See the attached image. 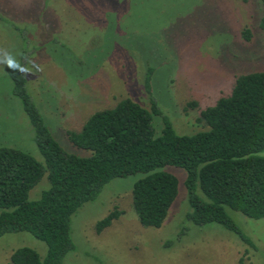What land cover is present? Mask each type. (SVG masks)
<instances>
[{
	"label": "rangeland",
	"instance_id": "374dc122",
	"mask_svg": "<svg viewBox=\"0 0 264 264\" xmlns=\"http://www.w3.org/2000/svg\"><path fill=\"white\" fill-rule=\"evenodd\" d=\"M263 10L262 0H0V50L25 65L28 91L61 146L88 156L67 131L127 97L151 110L157 136L163 116L179 134L208 129L197 120L201 111L230 95L238 76L264 72ZM9 69L0 64V147L45 163ZM191 101L198 105L187 107ZM164 170L178 177L179 194L160 228L143 226L133 207V186L145 174L115 178L72 216L76 248L64 264H264V218L229 210L254 246L220 224L196 225L187 219L186 170ZM49 188L46 172L30 199ZM115 207L123 214L97 233ZM25 246L47 256L46 242L12 232L0 237V264H13L12 253Z\"/></svg>",
	"mask_w": 264,
	"mask_h": 264
},
{
	"label": "trees",
	"instance_id": "16d2710c",
	"mask_svg": "<svg viewBox=\"0 0 264 264\" xmlns=\"http://www.w3.org/2000/svg\"><path fill=\"white\" fill-rule=\"evenodd\" d=\"M261 28L264 31V14ZM243 35L251 40L249 29ZM23 70L10 68L9 75L45 163L21 149L0 147V237L30 232L46 242L48 253L43 259L35 249L20 247L12 253L13 264H64L76 248L71 235L74 213L115 178L138 172L145 175L133 186L134 210L143 226L160 228L179 194L178 177L164 170L168 165L187 172L188 220L196 225L220 224L254 246L229 210L264 218L263 71L238 76L230 95L201 111L197 120L208 129L194 134H179L171 119L163 116L164 128L157 136L151 110L130 97L96 111L81 130L67 131L75 146L91 152L81 156L67 152L53 136L28 91ZM153 71L150 68L146 76L149 92ZM197 105L191 101L187 107ZM46 172L50 188L31 200V190ZM122 214L115 207L97 222V233Z\"/></svg>",
	"mask_w": 264,
	"mask_h": 264
},
{
	"label": "clouds",
	"instance_id": "9594fccd",
	"mask_svg": "<svg viewBox=\"0 0 264 264\" xmlns=\"http://www.w3.org/2000/svg\"><path fill=\"white\" fill-rule=\"evenodd\" d=\"M0 64H6L13 70H21L25 67V65H22L14 56L3 50H0Z\"/></svg>",
	"mask_w": 264,
	"mask_h": 264
}]
</instances>
